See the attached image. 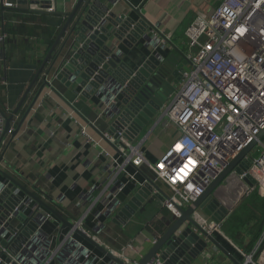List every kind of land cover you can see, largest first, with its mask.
<instances>
[{"label":"built area","instance_id":"1","mask_svg":"<svg viewBox=\"0 0 264 264\" xmlns=\"http://www.w3.org/2000/svg\"><path fill=\"white\" fill-rule=\"evenodd\" d=\"M0 4L15 9L25 7L39 13H53L56 10L52 1L48 6H42L40 1L20 4L18 0H0ZM185 36L187 51L184 58L187 64L150 126L151 131L165 119L173 128L171 141L164 151L154 161L146 158L144 140L149 132L138 142L127 139L124 127L116 131V137L108 128L101 132V139L106 141L109 148L99 150L98 155L110 160L112 170L109 172L107 168L108 174L102 175L96 182L99 191L90 201V209L100 206L95 213L99 224L105 214L113 216L123 205L120 194L129 185L137 184L138 189L147 182H151L152 193L162 197L159 201L161 206L174 219L179 217V208L192 205L229 162L252 141L253 146L237 163L241 169L237 176L238 179L247 177L251 181L245 194L252 190L258 180L264 181V134H261L264 133V0H221L208 15H197L186 27ZM4 37L3 33L0 40ZM151 39L152 51L162 56L166 50V37L160 35L156 28ZM105 91L104 96L100 97L102 106L99 109L102 115L108 116L116 104L114 98L118 88L107 85ZM3 112L7 113L8 109ZM3 129L4 118L0 113V135ZM80 135L86 143L99 144L89 135L88 125L80 127ZM129 167L133 170L130 171ZM141 168H144V172H141ZM139 171L143 173L142 181L136 178ZM25 203L30 204L28 200ZM83 203L85 200L81 199L78 205ZM21 205L16 206L14 211H18ZM90 209L85 212L89 213ZM40 212L36 217L39 228L50 217ZM195 216L205 231L215 232L222 239H227L238 255L234 257L236 264H264V227L255 239L254 247L253 243V249L245 252L222 233L221 225L201 212H196ZM81 223L82 219L75 224L83 229ZM0 233L6 240L11 238L4 230H0ZM73 233V229H70L66 240L57 246V251L66 246L84 248L73 238ZM88 234L102 243L95 235ZM23 249L14 256L0 245V263L9 257L22 264L19 259ZM114 253L129 264L137 263V260H130L116 251ZM82 255L86 260L91 256L99 261L104 258V255L96 256L87 248H84ZM221 256L217 249L210 252L207 248L198 259L215 264L214 261ZM163 263L158 253L148 264ZM55 264L63 262L56 259Z\"/></svg>","mask_w":264,"mask_h":264},{"label":"crops","instance_id":"2","mask_svg":"<svg viewBox=\"0 0 264 264\" xmlns=\"http://www.w3.org/2000/svg\"><path fill=\"white\" fill-rule=\"evenodd\" d=\"M142 1L110 0L108 3L117 13L123 11L128 16L137 17L129 9V5L138 7ZM74 2L75 0H57L56 11H69ZM220 2L221 0H146L140 12L152 27L147 31L150 37L155 30L154 27L160 35L166 37V50L163 53H171L178 57L180 53L184 54L187 51L186 27L197 15H208ZM18 8L27 11L25 7ZM14 9L0 4V36L5 34L4 39L0 40V109H8L5 113L7 116L12 114L38 68L35 60L41 57L42 61L47 53L45 50L47 36L40 31L35 36L17 33L7 36L5 25L11 23L15 27L16 25L30 27L36 24L39 18L37 14L24 16L22 13H16ZM30 16H34L35 20H30ZM61 18L63 20V16ZM148 35L144 36L140 45L151 53L153 41ZM118 47L121 54H125L136 46L129 49L126 45L119 44ZM182 63L184 66L187 64L186 60H182ZM38 87L39 83L36 82L10 122L11 127L17 131L15 135L6 133L2 138L0 155L3 154V160L0 162V168L28 190L33 191L68 221L76 223L82 219L81 227L98 237L109 249L130 260L139 259L151 246L153 239L167 229L174 217L159 201H155L156 203H146L144 210L141 212L138 210L126 224L113 222V216L107 214L102 217L100 224L97 223L95 213L100 206L90 209V201L99 191L96 182L102 175L108 174L107 168L109 172L112 170L109 166L110 160L98 155L99 150L109 148L106 141L101 139V132L105 131L109 124L99 109V106H102V98L96 94L91 98L76 96L73 94L72 86L65 87L56 81L54 87L59 95L48 88L43 89L28 111ZM101 91L106 92L105 85L101 87ZM82 125H88V133L94 141L99 142L98 145L86 143L84 137L80 135ZM147 127L150 132V127ZM142 131L139 133L140 136ZM139 135L133 141L138 142ZM163 151L155 147H145L146 158L150 161L156 160ZM129 170L132 171L133 168L129 167ZM140 170L144 172V168ZM141 172L136 174L138 181L143 179ZM0 181L5 182L1 177ZM137 187V184L129 185L120 194V199L125 202ZM81 199H84L85 203L78 205ZM240 200L232 209V213L242 202ZM86 209H90L89 213L85 212ZM41 211L51 218L42 222L34 238L23 246L20 259L22 264H55L56 259L63 264H114L105 256L101 261L95 256L88 260L84 259L82 255L84 248L91 250L96 256L102 254L75 233L72 235L73 238L84 248L66 246L57 251V246L66 240L70 229H62L60 222L43 207ZM228 216L223 219L222 224L226 222ZM208 248L210 252L214 249L211 245ZM218 260L221 261L220 264L226 262L234 264L224 256ZM192 264L210 263L198 259Z\"/></svg>","mask_w":264,"mask_h":264},{"label":"water","instance_id":"3","mask_svg":"<svg viewBox=\"0 0 264 264\" xmlns=\"http://www.w3.org/2000/svg\"><path fill=\"white\" fill-rule=\"evenodd\" d=\"M27 1L29 3L40 1L42 6H48L52 1L55 7L57 3V0H18L20 4H26ZM145 1L143 0L138 7L129 5V9L137 17L128 16L123 11L117 13L104 0H75L69 11L55 10L54 14L63 16V24L51 47L12 110V114L7 116L0 109L4 118L0 143L6 133L9 132L13 136L17 132L14 129L10 130V122L34 84L39 83V87L28 106V111L43 89L48 88L59 95L54 87L56 81L65 87L72 86L74 95L86 98H91L95 94L103 97L101 87L104 85L117 87L114 109L108 112V116L103 117L108 120L107 128L115 137L116 131L124 127L125 136L133 141L166 102L178 82L181 70L185 68L182 53L178 57L171 53L157 56L152 50L150 53L141 47L140 41L144 36L147 37L149 27L152 28L140 12ZM119 44H124L129 49L134 45L136 47L128 53L121 54ZM65 102L69 104L66 100ZM253 144L254 141L242 149L192 205L179 208L180 216L152 242L145 254L137 259L136 264H148L158 253L164 261L163 264H192L210 245L232 263H236L234 255L217 239L218 234L205 231L196 219L195 213L201 212L214 223L222 224L223 219L230 214L251 186L249 178L238 179L237 174L241 173V169L237 163ZM2 160L3 154L0 155V162ZM0 177L6 182L4 187V182L0 183V230L11 235V238L6 240L0 233V245L12 255L16 256L23 246L34 238L39 229L36 217L43 207L60 222L62 229H73L75 234L90 243L114 264H129L75 223L65 219L1 168ZM222 196L233 200L226 205ZM27 200L34 205L26 204ZM161 200V196L152 193L151 182H147L129 195L113 215L112 221L126 224L138 210L140 212L144 210L146 203ZM19 204L22 205L15 212L14 208ZM224 240L227 242L225 237ZM0 264L19 263L5 257Z\"/></svg>","mask_w":264,"mask_h":264},{"label":"rangeland","instance_id":"4","mask_svg":"<svg viewBox=\"0 0 264 264\" xmlns=\"http://www.w3.org/2000/svg\"><path fill=\"white\" fill-rule=\"evenodd\" d=\"M155 119L156 116L147 126L150 127ZM147 126L143 129L141 136L139 135L138 141L145 137L149 129ZM172 134L173 128L168 126V122L164 119L162 123L148 133L144 140V147H155L164 150ZM240 201L242 202H240L239 206L235 208L233 213L230 212L232 214H230L226 222L220 226V230L226 231L225 234L227 237L230 238L237 247L245 252H250L255 246L256 241L251 248L248 247V244L257 234L259 235L261 233L264 227H262V223L260 222L264 216V181L258 180L257 183L254 184L252 190L248 194H245ZM214 262L215 264L221 263L218 259ZM224 264L231 263L226 262Z\"/></svg>","mask_w":264,"mask_h":264},{"label":"trees","instance_id":"5","mask_svg":"<svg viewBox=\"0 0 264 264\" xmlns=\"http://www.w3.org/2000/svg\"><path fill=\"white\" fill-rule=\"evenodd\" d=\"M14 11L16 13H22V15L24 14V16L26 14H37L39 16V18L37 19V23L34 25H31L30 27H25V25H21L18 26L16 25V27L9 23L5 28V33H7V36L12 34V33H17L20 35H29V36H35V34L40 31V33L45 34L47 37V46H46V52L49 50V48L51 47L55 37L57 36L58 32H59V27L61 28L62 24H63V20L61 18L60 15L58 14H53V13H39V12H32L29 10H23V9H14ZM25 20V19H23ZM30 20L34 21L35 18L34 16H30ZM24 23V22H23ZM41 25H38V24ZM8 37L5 39V43L7 41ZM4 43V44H5ZM166 53V52H165ZM164 53V54H165ZM41 63V57H37V59L35 60V64L37 66H39ZM5 111V110H3ZM260 222L262 223V227L264 226V216L262 217V220H260ZM217 239L220 241V243H222L233 255L234 257H237V253L236 251L224 240L222 239L219 235L217 236ZM256 237H254V239H252L250 241V243L248 244V247L251 248L254 241H255Z\"/></svg>","mask_w":264,"mask_h":264},{"label":"bare ground","instance_id":"6","mask_svg":"<svg viewBox=\"0 0 264 264\" xmlns=\"http://www.w3.org/2000/svg\"><path fill=\"white\" fill-rule=\"evenodd\" d=\"M236 197V196H235ZM222 199H223V201H224V203L226 204V205H228V204H230V202L233 200V198H224L223 196H222Z\"/></svg>","mask_w":264,"mask_h":264}]
</instances>
